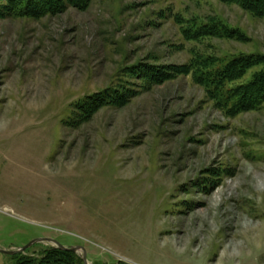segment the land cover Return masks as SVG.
<instances>
[{
    "label": "rangeland",
    "instance_id": "1",
    "mask_svg": "<svg viewBox=\"0 0 264 264\" xmlns=\"http://www.w3.org/2000/svg\"><path fill=\"white\" fill-rule=\"evenodd\" d=\"M213 23L233 33L191 38ZM240 56L263 61L234 85L264 69V16L217 0L0 15V249L264 264V103L228 114L196 79Z\"/></svg>",
    "mask_w": 264,
    "mask_h": 264
},
{
    "label": "trees",
    "instance_id": "2",
    "mask_svg": "<svg viewBox=\"0 0 264 264\" xmlns=\"http://www.w3.org/2000/svg\"><path fill=\"white\" fill-rule=\"evenodd\" d=\"M0 15L24 18H40L46 15H56L67 8L82 9L88 0H0ZM224 4H236L244 11L255 17L264 16V0H217ZM220 26V28H219ZM213 23L193 26V39H204L216 36H230L232 30ZM263 58L256 56H240L231 58L222 64V67L207 71L196 76V79L206 88L207 94L216 99L228 114H240L257 109L264 103V69L255 74L252 79L244 84L234 85L240 80L247 70L259 64ZM96 103L89 104L91 108ZM94 109V108H93ZM91 110V109H90ZM92 111V110H91ZM16 264H83L81 258L68 251H61L50 247L44 249L39 257L27 258L22 254L14 255Z\"/></svg>",
    "mask_w": 264,
    "mask_h": 264
},
{
    "label": "water",
    "instance_id": "3",
    "mask_svg": "<svg viewBox=\"0 0 264 264\" xmlns=\"http://www.w3.org/2000/svg\"><path fill=\"white\" fill-rule=\"evenodd\" d=\"M49 243L52 245V247L54 248H57L61 251H68V252H72L76 255H78L83 264H89L88 263V260H87V254H86V251L84 248L82 247H78V246H74V247H64V246H61L59 243H57L56 241L52 240V239H37V240H34V241H31L29 244L21 247V248H18L16 250H12V251H6V250H1L0 249V254H5V255H8V256H14V255H17V254H21V253H24L26 250H28L30 247H32L33 245L35 244H38V243Z\"/></svg>",
    "mask_w": 264,
    "mask_h": 264
}]
</instances>
